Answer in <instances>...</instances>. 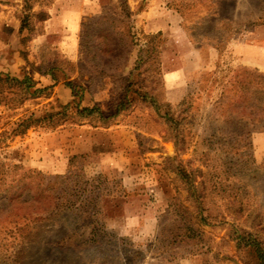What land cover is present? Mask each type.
<instances>
[{"label":"rangeland","instance_id":"374dc122","mask_svg":"<svg viewBox=\"0 0 264 264\" xmlns=\"http://www.w3.org/2000/svg\"><path fill=\"white\" fill-rule=\"evenodd\" d=\"M147 1L0 0V264H264V0Z\"/></svg>","mask_w":264,"mask_h":264},{"label":"crops","instance_id":"0c3cea01","mask_svg":"<svg viewBox=\"0 0 264 264\" xmlns=\"http://www.w3.org/2000/svg\"><path fill=\"white\" fill-rule=\"evenodd\" d=\"M75 1L76 3L73 7L70 8V6H68L65 8V13L62 11L58 12L57 10L58 14H56V12L52 14L45 23L44 31L45 34L55 32L61 33L57 35V42L65 45V50L68 49L72 52L74 46H76V38L74 31L71 30V32H69V28L75 29V27L78 26L84 0ZM67 13H69V17H71L69 22H66V24L69 25L68 31L66 30L68 37L67 34L64 35L63 33L66 25L63 24V18ZM139 14L141 17L140 25L144 32L170 31L173 38L179 43L182 42L184 45V43L188 42V36L181 27V15L175 8L167 10L161 7L160 0H148L144 8L139 11ZM258 16L259 14H255L254 18H252L253 23L251 26L247 29L240 28L236 37L232 40L235 42V51L238 53L239 59H241L240 61L243 64L257 65V56H255V53H264V22H254ZM45 34L38 39V42L44 40ZM63 35L64 37L61 38ZM72 52L70 53L72 54Z\"/></svg>","mask_w":264,"mask_h":264},{"label":"trees","instance_id":"16d2710c","mask_svg":"<svg viewBox=\"0 0 264 264\" xmlns=\"http://www.w3.org/2000/svg\"><path fill=\"white\" fill-rule=\"evenodd\" d=\"M47 17H48V16H47V14H46V16H45L43 19L45 20V19H47ZM83 110H86V108H83Z\"/></svg>","mask_w":264,"mask_h":264}]
</instances>
